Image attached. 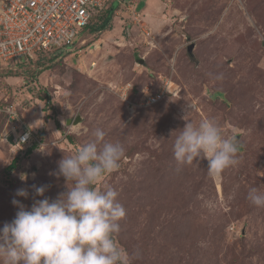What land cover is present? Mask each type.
<instances>
[{"label":"rangeland","instance_id":"rangeland-1","mask_svg":"<svg viewBox=\"0 0 264 264\" xmlns=\"http://www.w3.org/2000/svg\"><path fill=\"white\" fill-rule=\"evenodd\" d=\"M116 1L110 29H81L71 50L0 67V228L18 211L13 199L30 208L72 186L59 161L100 128L125 148L96 187L119 193L116 239L139 250L132 264H264V207L247 199L252 187L264 192V0ZM204 119L239 142L238 164L220 175L207 158L180 165L173 156L185 123ZM12 127L32 130L31 141L8 139Z\"/></svg>","mask_w":264,"mask_h":264},{"label":"clouds","instance_id":"clouds-1","mask_svg":"<svg viewBox=\"0 0 264 264\" xmlns=\"http://www.w3.org/2000/svg\"><path fill=\"white\" fill-rule=\"evenodd\" d=\"M93 136L59 161L58 175L71 182L70 188L54 199L34 200L30 208L12 200L18 211L0 228V264H132L139 257V250L130 254L116 239L126 216L118 191L96 187L105 174L120 168L125 148L120 142L105 141L106 132L100 128ZM238 153L237 136H225L212 119L198 125L186 122L173 144L178 164L204 157L213 175L237 165ZM45 191L46 186L35 187L36 196H44ZM15 194L29 196L25 188ZM247 199L264 207V192L255 187L249 189Z\"/></svg>","mask_w":264,"mask_h":264},{"label":"built area","instance_id":"built-area-1","mask_svg":"<svg viewBox=\"0 0 264 264\" xmlns=\"http://www.w3.org/2000/svg\"><path fill=\"white\" fill-rule=\"evenodd\" d=\"M105 0H0V67L16 69L21 63L50 51H68L79 31L93 19ZM168 87L166 92H168ZM164 90L146 96L154 104ZM13 117V114L10 116ZM7 138L27 143L33 131L12 127ZM12 138V137H11Z\"/></svg>","mask_w":264,"mask_h":264},{"label":"trees","instance_id":"trees-1","mask_svg":"<svg viewBox=\"0 0 264 264\" xmlns=\"http://www.w3.org/2000/svg\"><path fill=\"white\" fill-rule=\"evenodd\" d=\"M118 6V3L117 1L113 0L112 3L107 6L105 8V3L104 5L102 6V8L94 15V18L88 23L87 26H85L83 28V31H90V32H100V31H103V30H108L111 28V21H112V18H113V13L116 9V7ZM59 51H55V52H51V54H58ZM64 52V51H63ZM62 53V52H61ZM41 55V54H40ZM39 56V55H38ZM31 61V60H30ZM39 65H41L40 63H38ZM37 65V66H39ZM44 66L42 67H38L36 68V71L42 69ZM47 68V67H46ZM169 91L172 92V89L169 87ZM170 92V93H171ZM172 94V93H171ZM219 94V93H218ZM217 94V95H218ZM222 94V93H221ZM220 95V94H219ZM55 123L56 125H58V120H55ZM39 134L42 135L43 134V130H40L39 131ZM11 138V137H10ZM32 139V138H31ZM31 139L27 142L29 143L31 141ZM24 144V143H23ZM38 147V143L33 141L26 149V153L27 154H30L32 153L36 148ZM16 161L17 159L14 158L10 164H8L6 167H5V171H11L12 169L15 168L16 166Z\"/></svg>","mask_w":264,"mask_h":264},{"label":"water","instance_id":"water-1","mask_svg":"<svg viewBox=\"0 0 264 264\" xmlns=\"http://www.w3.org/2000/svg\"><path fill=\"white\" fill-rule=\"evenodd\" d=\"M142 62V59L140 60ZM80 120V116H77V118L74 120V123H77Z\"/></svg>","mask_w":264,"mask_h":264},{"label":"bare ground","instance_id":"bare-ground-1","mask_svg":"<svg viewBox=\"0 0 264 264\" xmlns=\"http://www.w3.org/2000/svg\"><path fill=\"white\" fill-rule=\"evenodd\" d=\"M97 46V45H96Z\"/></svg>","mask_w":264,"mask_h":264}]
</instances>
